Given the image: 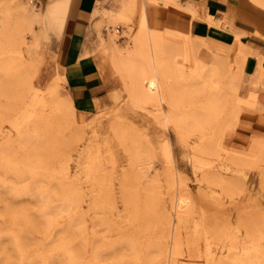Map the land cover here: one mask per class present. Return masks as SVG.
Returning <instances> with one entry per match:
<instances>
[{"label": "rangeland", "instance_id": "374dc122", "mask_svg": "<svg viewBox=\"0 0 264 264\" xmlns=\"http://www.w3.org/2000/svg\"><path fill=\"white\" fill-rule=\"evenodd\" d=\"M68 2L0 0V264H264V96L244 83L243 41L178 35L154 13L147 32L180 51L159 103L137 90V20L112 18L123 30L107 33L101 21L99 68L113 81L78 111L50 50ZM242 3L264 26V6ZM214 55L216 84L200 65Z\"/></svg>", "mask_w": 264, "mask_h": 264}, {"label": "crops", "instance_id": "0c3cea01", "mask_svg": "<svg viewBox=\"0 0 264 264\" xmlns=\"http://www.w3.org/2000/svg\"><path fill=\"white\" fill-rule=\"evenodd\" d=\"M33 1L36 6L42 4L45 7L50 6L53 0ZM251 1L264 6L263 0ZM242 5V0H156V2L154 0H69L62 27L54 34L55 37L50 39V50L56 53L60 73L65 78L64 88L74 107L78 111L86 109L92 106L94 101H100L109 94L114 76L106 78L99 68L102 63L99 56L103 51L97 27L101 21L114 24L115 22L110 19L116 18L123 26H126L137 20L136 30L135 28L131 30V35L134 34L133 37L136 38L133 52L137 63L134 62L135 67H145L146 58L144 56L141 58L139 49L148 41H155L161 49L168 71L175 72L173 66L176 65V58L180 56L179 49L165 43L158 32L146 30V26L149 29L158 27L152 26L151 23L156 19L154 13L159 12L157 17L161 26L178 35L190 34L198 39L225 47L236 43L238 40L234 35H237L243 41L242 51L246 56L244 74L248 75V80L244 83L248 88L254 85L263 97L264 84H251L250 80L253 81L256 78L255 75L261 74V70L264 71V26L253 21ZM212 19L219 21V25L210 24L209 20ZM123 26L120 31L123 30ZM251 51L262 58L261 68L257 67L256 58L251 55ZM197 56L198 54L191 52V68L197 64L199 59ZM214 56L211 62H201L207 68L206 71L201 70V74L211 78L213 83L223 75L224 71V64L216 55ZM213 68L217 69L208 73L207 70ZM172 74L176 77L175 73ZM213 86L216 90L212 95L215 96L211 95L209 98L222 101L225 93H219L216 85ZM248 96V92H244L242 98Z\"/></svg>", "mask_w": 264, "mask_h": 264}, {"label": "bare ground", "instance_id": "6f19581e", "mask_svg": "<svg viewBox=\"0 0 264 264\" xmlns=\"http://www.w3.org/2000/svg\"><path fill=\"white\" fill-rule=\"evenodd\" d=\"M142 21V20H141ZM210 24H214L216 26L219 25V21H214V19L209 20ZM111 25H116V24H108V25H104L102 27V31L103 28L105 27L107 29V32H118L116 31L115 28H109V26ZM138 26V24H137ZM141 29V28H140ZM145 29V28H144ZM136 30V28H135ZM134 30V31H135ZM106 32V33H107ZM147 33V32H146ZM134 35V34H133ZM132 35V36H133ZM150 37V36H149ZM150 39V38H149ZM138 40V39H137ZM145 41H147V39H145ZM160 41V40H158ZM149 42V41H148ZM148 42L145 44V46L143 45V47H141L139 49L140 53L142 55L141 58H143V56L146 58L145 61V67H138L136 69H138L137 72V79H136V86H137V90L138 92L146 97H152L153 99H155L156 101H158L159 103L162 102V95H161V88L164 86H168L170 83L171 85L174 84L176 82V77L175 75H173L172 70L171 73L168 71V68L166 67V62L164 61L162 55H161V49L160 47L156 44L155 41H150L149 44ZM139 43V42H138ZM142 45V44H141ZM167 45V44H166ZM136 46V45H135ZM139 47V46H138ZM135 48V47H134ZM252 52V51H251ZM134 54V53H133ZM138 55V54H137ZM251 55H253L256 58L257 61V67L261 68V60L262 58L256 54L255 52H252ZM198 57V56H197ZM215 57V56H213ZM144 58V59H145ZM137 59V58H136ZM177 59V58H176ZM196 59V58H195ZM139 60V59H138ZM198 60V59H197ZM136 60L134 59V62ZM219 61V60H218ZM221 61V60H220ZM170 62V61H168ZM211 62V61H210ZM136 63V62H135ZM138 63H140L138 61ZM219 63V62H218ZM137 64V63H136ZM144 64V63H143ZM172 64V63H171ZM174 64V63H173ZM141 65V64H140ZM169 65V64H168ZM144 66V65H143ZM203 71H206V66L201 64ZM224 66V65H223ZM137 67V66H136ZM175 67V66H173ZM209 67V66H207ZM213 67V66H212ZM172 68V67H171ZM170 68V69H171ZM257 68V69H258ZM217 68H213V69H208V73H210L211 71L213 72V70H215ZM194 70V69H193ZM259 71V70H258ZM211 72V73H212ZM207 73V74H208ZM261 73V72H260ZM220 74V73H219ZM259 74V73H258ZM257 74V75H258ZM257 75H255V77H257ZM256 79V78H254ZM216 83V82H214ZM175 85V84H174ZM213 96V95H212ZM215 96V95H214ZM213 96V97H214ZM211 99V98H210ZM209 99V100H210ZM208 100V101H209ZM207 101V102H208ZM220 102V101H219ZM209 103V102H208ZM212 104V102L210 103ZM220 106V103L218 104ZM217 105V106H218ZM213 106V105H212ZM217 108V107H216ZM162 119L164 121V123H168L170 120L173 119L172 114L170 113H163L162 114ZM196 122V119H195ZM224 128V127H223ZM222 128V129H223ZM213 141H215V139H213ZM217 141V139H216ZM212 143V141H210ZM219 142V141H217ZM216 142V144H217ZM215 143V142H214ZM214 146V145H212ZM216 146V145H215ZM215 148V147H214ZM174 204L176 206L177 209H186L189 200L188 198L185 196V194H183L181 191H177L174 193L173 195V199ZM166 231V230H165ZM165 231L163 232V236H166V234L168 235L167 231L165 233Z\"/></svg>", "mask_w": 264, "mask_h": 264}, {"label": "built area", "instance_id": "2783aa9c", "mask_svg": "<svg viewBox=\"0 0 264 264\" xmlns=\"http://www.w3.org/2000/svg\"><path fill=\"white\" fill-rule=\"evenodd\" d=\"M109 28H115L116 29V31H120L121 30V26H120V24H116V25H111V26H109ZM103 32H107V29L104 27L103 28Z\"/></svg>", "mask_w": 264, "mask_h": 264}]
</instances>
